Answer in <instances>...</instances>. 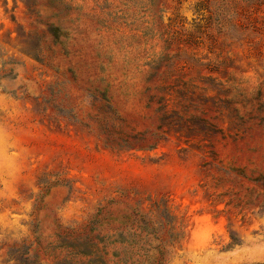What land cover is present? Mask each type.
<instances>
[{
	"label": "rangeland",
	"instance_id": "374dc122",
	"mask_svg": "<svg viewBox=\"0 0 264 264\" xmlns=\"http://www.w3.org/2000/svg\"><path fill=\"white\" fill-rule=\"evenodd\" d=\"M0 264H264V0H0Z\"/></svg>",
	"mask_w": 264,
	"mask_h": 264
},
{
	"label": "trees",
	"instance_id": "16d2710c",
	"mask_svg": "<svg viewBox=\"0 0 264 264\" xmlns=\"http://www.w3.org/2000/svg\"><path fill=\"white\" fill-rule=\"evenodd\" d=\"M232 240H233V242H232V244H231V245H234V244H235V240H236V239H233V237H232Z\"/></svg>",
	"mask_w": 264,
	"mask_h": 264
}]
</instances>
